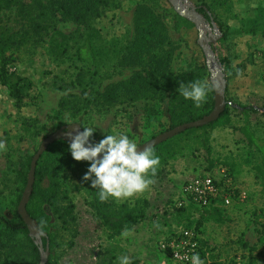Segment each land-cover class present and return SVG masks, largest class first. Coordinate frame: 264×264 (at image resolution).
I'll list each match as a JSON object with an SVG mask.
<instances>
[{"label": "rangeland", "instance_id": "374dc122", "mask_svg": "<svg viewBox=\"0 0 264 264\" xmlns=\"http://www.w3.org/2000/svg\"><path fill=\"white\" fill-rule=\"evenodd\" d=\"M139 3L149 6L159 22L138 29ZM178 3L194 12L195 22L169 0H116L87 24L61 13L56 17L54 0H0V50L21 93L18 101L0 82V211L9 219H17L19 195L23 196L30 173L28 161L62 126L81 120L83 126H97L95 142L108 133H124L138 147L170 129L167 111L158 121H147L145 112L152 105L148 98L126 101L121 85L114 89L118 99L106 98L116 84L148 72L167 94L177 91L180 81L206 80L211 89L212 73L224 77L227 84L229 121L191 128L158 144L153 149L160 163L155 175L149 174L148 188L128 199L105 201L110 207L101 210L110 218L123 204L143 209L140 221L130 228L118 231L116 225L103 223L97 214V190L83 180L90 162L67 157L68 140L47 151L29 197L36 184L32 207L39 211L44 230L33 220L52 237L46 264H118L123 255L132 264H160V241L181 229L201 234L212 262L264 264V178L258 172L264 158L242 131L240 109H259L249 117L253 132L264 140V0ZM204 4L210 19L201 11ZM55 29L67 36L66 49L51 39ZM87 34L95 51L90 68L76 55ZM211 35L218 38L198 43L200 36ZM153 62L163 65L160 73L154 71ZM203 62L206 69L198 70ZM196 66L198 75H183ZM92 71H96V92L88 88ZM214 100L209 91L205 102L193 109L194 117L200 118L180 124L210 114ZM202 172L230 183L246 198L227 209L221 207V216L209 217L198 230L200 208L194 206L198 212L193 214L180 212L175 202L184 181ZM25 242L23 236L3 234L0 225V264L15 254V248L18 254L27 249ZM21 257L28 264L30 256Z\"/></svg>", "mask_w": 264, "mask_h": 264}, {"label": "trees", "instance_id": "16d2710c", "mask_svg": "<svg viewBox=\"0 0 264 264\" xmlns=\"http://www.w3.org/2000/svg\"><path fill=\"white\" fill-rule=\"evenodd\" d=\"M54 1L57 2L58 4L57 11H59L58 14H56L57 15L56 17L59 18L58 15H60L61 13L62 15L65 14L79 23L83 21V23L85 24H87L91 19L102 16L104 13L102 11V8L104 5L107 4L109 6L111 2H113L114 4L116 3V0H54ZM135 11H136V22H137L138 29H141L148 22H153V23L159 22V20L155 19V16L153 15L151 8L147 6L146 4L143 5L139 3ZM201 11L205 14V16L208 19L211 18L209 14L208 6H206L205 4L201 6ZM51 39L58 46L63 47L64 49L67 48L68 38L62 31L55 29L51 34ZM76 55H77V58L85 62L89 66V68L91 67L90 63L92 62V60L95 59V51L92 46V37L90 34H87L83 44L77 47ZM92 64L93 62L91 63V65ZM152 66L154 68V71H156L157 73H160L161 69L163 70V65H159L156 62H153ZM202 69H206L205 62L200 63V67L198 68V70H202ZM198 70L196 66L192 70L186 71L183 75L186 78L188 77L187 75H191V76L198 75ZM11 74L8 68V59L4 58L0 50V82L3 86H5L8 89L11 96H13L18 101H20V98H21L20 87L18 86V83L13 80ZM138 77H140V80H138ZM138 81L140 82L138 83ZM172 81L174 82L176 80H174L173 78ZM182 81H184V79ZM95 83H96V71H92V79L88 86V88H91V92L97 91ZM179 83H181V81ZM120 85L124 89H126L124 93V96H125L124 100L133 101V100H136L137 98H148L149 100L152 101L151 107L147 108L145 112L147 121L149 123H151L152 121H158L160 117L165 114V111L171 114L170 125L168 126V128L170 129L182 122L200 118L199 116L194 117L195 113L193 109L195 108V105L193 104L191 100H185L182 96L179 95L178 91H174L172 94H167L163 88L158 87L157 84L155 83L153 72H148L146 76L144 75L142 76L141 74L138 76H133L127 81L122 82L121 84L120 83L116 84L115 86L111 88V91H107L106 98H111L110 101H114L115 99H118L119 96L116 95L114 89L119 87ZM173 89H175V87ZM211 91L212 93H214L213 88H211ZM86 95L91 100L89 93ZM166 99H168V104L165 101ZM240 109L242 110V114L244 117V126L242 128V131L244 135L246 136L249 144L255 146L258 149V151L263 154V158H264V140L257 137L255 133L253 132L252 127H251L250 117H249L250 113L257 112L259 109L253 106H242ZM229 114L230 112L228 110V105H227L224 112L220 115V117L216 121H213L201 127H204L207 125L212 126V125L223 124L229 121ZM79 123L81 127L83 128V123L81 120H79ZM201 127H198V128H201ZM63 142H67V140L66 139L56 140L55 142L51 143L46 149V151L41 155L40 159L38 160V164L36 168V173H35L36 178H38L41 175L39 174L41 171L40 163L45 153L49 151L50 149L54 148V146L56 145H59V147H61ZM69 156H71V153L67 154V157ZM30 167H31V159L27 163V172L29 171ZM27 172L24 173V179L25 177L27 178ZM258 172L264 178V167L258 168ZM206 173H209V172H206ZM21 194L19 195V199H21L22 197ZM36 194H37V191H36V184H35L33 194L29 202L27 203V211L30 214V216L35 221H37L39 228L44 230L43 220L39 216V211L35 210L32 207L33 200ZM53 199H54V195L50 194L48 200L52 201ZM102 206L110 207V203L100 202L98 200L97 214L99 215L103 223L108 224V225L109 224L116 225L118 227L117 228L118 231H120L123 228V226H127V228L132 227L135 223L137 224L140 221L139 217L143 216L142 208H139V207L137 208L136 206L132 207L128 204H123L122 206L118 207L116 217L110 218L103 213V211L101 210ZM177 210L180 212H186L190 214H193L194 212H198V209H196L194 205H190L189 207H185V208H177ZM200 210L201 212H198L201 214L200 217L198 218V221H199L197 225L198 230L202 227L203 222L207 220L209 217H212V216L219 217V215L221 216L222 214L221 209L219 207H214V206H211L205 209H200ZM16 218H17L16 220L9 219L0 211L1 231L5 235L12 234V235L23 236L26 241L25 244H23V246L27 247V249L22 248L21 254H18L15 248V254H13L11 258L6 260L4 264H26L27 261H25L21 257V255L30 256V260L28 264H40L41 253H40L39 244L36 242V238L33 235H30V230L28 228V225L26 224L22 216L19 214L17 209H16ZM41 238L43 242V247L45 249L47 248L51 249L52 248L51 235L43 234ZM200 242L203 248H205L206 242L204 241V239H201ZM161 257H162V254H161ZM212 264H223V263L213 261Z\"/></svg>", "mask_w": 264, "mask_h": 264}, {"label": "clouds", "instance_id": "9594fccd", "mask_svg": "<svg viewBox=\"0 0 264 264\" xmlns=\"http://www.w3.org/2000/svg\"><path fill=\"white\" fill-rule=\"evenodd\" d=\"M177 91L185 100H191L196 107H200L211 89L206 80H192L181 82ZM96 127L83 126V130L77 128L75 131L66 129L72 157L76 161L90 162L83 180L91 181L100 202L110 198L128 199L143 193L152 183L149 174L155 175L160 163L155 150L151 146L141 150L137 143L124 133H108L103 139L95 142L93 133ZM118 264L132 262L128 255H123L118 257ZM190 264H204L198 252L191 255Z\"/></svg>", "mask_w": 264, "mask_h": 264}, {"label": "built area", "instance_id": "2783aa9c", "mask_svg": "<svg viewBox=\"0 0 264 264\" xmlns=\"http://www.w3.org/2000/svg\"><path fill=\"white\" fill-rule=\"evenodd\" d=\"M235 189L230 183L222 184L213 174L198 173L184 181L175 205L177 208L194 205L200 209L211 206L227 209L246 198L245 194ZM201 239L199 232L185 229L167 235L159 243L162 254L160 264H190V257L194 252L200 254L204 264H212L210 253L203 248ZM238 264L242 262L239 261Z\"/></svg>", "mask_w": 264, "mask_h": 264}, {"label": "water", "instance_id": "95a60500", "mask_svg": "<svg viewBox=\"0 0 264 264\" xmlns=\"http://www.w3.org/2000/svg\"><path fill=\"white\" fill-rule=\"evenodd\" d=\"M171 4L174 6V8L184 17L193 20L194 22L196 21V16L193 11H185L178 3V0H169ZM218 38L217 35H211L208 37L205 36H200L198 39V43L201 45H205L210 41L216 40ZM212 85H213V90L215 94V104L213 110L210 112V114L204 116L201 119L192 121V122H187L180 124L172 129H169L158 136L152 138L142 146H140L141 150H143L144 147L146 146H151L154 147L167 139L185 131L191 128H196V127H201L203 125L209 124L213 121H216L220 115L224 112L227 106L226 102V79L220 75H215L212 73ZM71 128L73 131H75L77 128L80 130H83L81 125L78 123L70 124V125H65L59 128L56 132L53 134L49 135L47 138L44 139L42 142L40 148L34 155L32 161H31V167H30V173H29V178L27 182V186L24 190L22 199L20 201V204L18 206V212L28 225V228L30 230V235H33L36 238V242L39 244L40 248V253H41V260L40 264H46L47 263V254H48V248L45 249L43 247V242L41 236L43 233L39 230L37 224L33 220V218L30 216V214L27 211V203L29 200V197L32 193L33 190V184L35 180V173H36V168L38 164V160L40 159L41 155L45 152V150L48 148V146L55 142L56 140L59 139H66L68 140L69 138L66 135V129Z\"/></svg>", "mask_w": 264, "mask_h": 264}]
</instances>
